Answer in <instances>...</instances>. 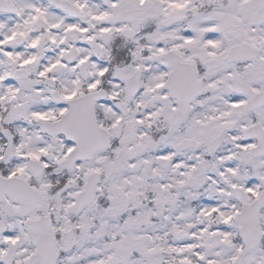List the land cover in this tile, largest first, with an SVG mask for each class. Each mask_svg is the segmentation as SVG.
<instances>
[{
	"label": "snow or ice",
	"instance_id": "6c2138e0",
	"mask_svg": "<svg viewBox=\"0 0 264 264\" xmlns=\"http://www.w3.org/2000/svg\"><path fill=\"white\" fill-rule=\"evenodd\" d=\"M0 264H264V0H0Z\"/></svg>",
	"mask_w": 264,
	"mask_h": 264
}]
</instances>
